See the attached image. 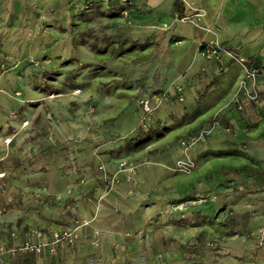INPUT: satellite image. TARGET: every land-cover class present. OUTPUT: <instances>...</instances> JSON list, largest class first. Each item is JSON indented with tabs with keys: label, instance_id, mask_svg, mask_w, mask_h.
I'll list each match as a JSON object with an SVG mask.
<instances>
[{
	"label": "rangeland",
	"instance_id": "obj_1",
	"mask_svg": "<svg viewBox=\"0 0 264 264\" xmlns=\"http://www.w3.org/2000/svg\"><path fill=\"white\" fill-rule=\"evenodd\" d=\"M192 9L179 20L199 24L204 12ZM150 23L136 21L129 12L109 14L99 0L89 8L76 0H0V88L19 103L5 116L23 117L21 130L33 134L24 162L34 168L22 174L32 178L35 172L41 175L40 167L62 168L69 181L66 198L54 194L53 199H62L60 215H43L37 226L9 229L0 237V264H16L29 255L37 256L38 264H264V11L249 26L216 22L203 27L210 37L199 47L214 44L222 51L215 57L199 50L202 61H195L188 76L164 71L166 27ZM88 41L106 45L105 52ZM225 52L259 58L258 106L234 107L243 69ZM221 84L229 91L216 110L225 95L218 93ZM146 100L150 113L144 112ZM230 109L236 116L227 113ZM214 115L218 126L204 141L182 144L210 126ZM142 124L161 128V134L134 148L175 145L181 152L164 166L167 172L154 187L138 194V208L145 210L141 224L122 231L121 210L104 203L118 185L135 181L140 166L151 163L145 150L134 154L133 147H122ZM9 141L3 139L5 145ZM233 149L251 158L216 153ZM185 159L193 165L178 169ZM35 184L22 193L29 217L52 196L47 181ZM80 201L94 205V212L85 216ZM102 206L117 216L109 237L111 231L96 223ZM63 232L67 235L53 243L52 235ZM25 239L42 243L39 252L12 254Z\"/></svg>",
	"mask_w": 264,
	"mask_h": 264
},
{
	"label": "crops",
	"instance_id": "obj_2",
	"mask_svg": "<svg viewBox=\"0 0 264 264\" xmlns=\"http://www.w3.org/2000/svg\"><path fill=\"white\" fill-rule=\"evenodd\" d=\"M78 4H85V8H89L88 5L98 0H76ZM106 3L114 2L115 4L128 1V6L123 12H129L130 16L138 22L145 23L146 20H150L151 26H165L166 31V49L164 50V71L168 72L171 76L184 75L188 76V72L192 69L195 61L199 64L202 58L198 52L200 50L199 41L201 39H207L210 37L208 33L203 30V27L216 25V22H228L230 25L233 23L240 24H254L260 19L261 12L264 11V0H99ZM96 4V3H95ZM93 4V5H95ZM91 5L90 7H93ZM192 7L200 8L204 12V15L200 17L199 24L194 22H183L179 20L180 16L194 13ZM164 31V32H165ZM164 37V38H165ZM199 47V48H198ZM254 57L257 60L259 58L255 53H250L246 58ZM260 62V60H259ZM261 63V62H260ZM238 65L233 66L231 72L235 70ZM257 68V67H256ZM259 76L261 66L258 67ZM230 74V73H229ZM258 76V77H259ZM185 77V76H184ZM227 77V76H226ZM225 77V78H226ZM228 79V78H227ZM259 79V78H258ZM227 83H230L226 80ZM228 86L220 85L218 93L225 94L223 98L216 101V110L223 106V101L227 99ZM227 93V94H226ZM222 94V95H223ZM220 103H223L217 107ZM18 101L11 102V97L8 93L0 88V173L4 172L3 176H0V237H5L7 231L10 230H22L27 231L29 226L36 225L42 222L44 216L60 215L57 204L62 199H53L54 194H59L62 198L66 195L67 185L69 183L68 177L62 168L43 170L40 167L41 177L38 173H33L32 178L29 175L24 176L22 173L27 172L29 169H33V166H29V162L24 158L26 157L27 147L29 142L33 139L32 136L26 135L20 128V119L9 120L5 115L12 106L18 105ZM228 114L236 116V111L233 109L228 110ZM4 114V115H2ZM223 119L228 122V117L222 115ZM6 125V127L4 126ZM22 129V130H21ZM186 133L189 134L192 129H188ZM10 139V143L5 145L3 139ZM135 147V146H134ZM133 147V148H134ZM134 148V154L142 153L147 154L151 159V163L148 165L140 166L137 169L134 182L122 183L118 185L117 190L112 192L110 196L105 200L104 204H116L121 210V225L122 231H131V227L141 224L142 218H144L145 210L139 209V202L136 199L138 194L146 192L150 187H154L156 182L167 172L164 166L173 162L175 156L180 155V148L177 146L164 145L153 147L146 146L144 149ZM167 149V150H165ZM89 156V155H88ZM87 156V157H88ZM99 157H102V155ZM97 159V157H91ZM28 162V163H27ZM69 173V169L67 170ZM30 177V178H29ZM47 181L49 184L50 194L52 196H46V200L43 202L42 207L38 209L39 213L29 217L31 209L28 210L29 203L26 196L22 195L25 191L36 185L38 180ZM22 181H27L23 185ZM39 183V182H38ZM132 189L134 195L127 194V190ZM45 203V204H44ZM56 203V204H55ZM32 206V204L30 203ZM56 205V206H55ZM80 210L85 216L91 215L94 212V205L89 203L84 204L80 201ZM54 207V210L51 209ZM103 207V206H102ZM26 211H29V215ZM114 212V211H113ZM111 210L106 209L104 206L101 208L97 217L96 223L101 228H105L109 232L107 237L111 236L114 229L113 226H117L115 218L117 217ZM66 214L70 217L73 215V210H67ZM66 214H62L63 216ZM39 215L41 216L40 219ZM46 221V220H45ZM126 222V223H125ZM196 223V222H194ZM195 226L197 224H191ZM37 226V225H36ZM178 226H182L178 224ZM125 227H128L125 229ZM116 230V234H119ZM105 246V242L102 243ZM28 258V259H27ZM25 259H18L16 264H25L28 260L31 264H38V257L29 255ZM24 260V261H23ZM9 264V263H8Z\"/></svg>",
	"mask_w": 264,
	"mask_h": 264
},
{
	"label": "built area",
	"instance_id": "obj_3",
	"mask_svg": "<svg viewBox=\"0 0 264 264\" xmlns=\"http://www.w3.org/2000/svg\"><path fill=\"white\" fill-rule=\"evenodd\" d=\"M201 13L197 12L195 16L198 18L200 17ZM183 19V18H182ZM222 48L219 47L218 45L211 44L209 47L200 50V52L205 55L209 53L212 56H217L221 53ZM228 56L231 59H234L236 63L243 69V75L238 81L236 91L234 95L232 96V103L234 107L237 110H242L244 106L247 104H250L254 107L258 106L259 104V95L257 92V80L259 76V69L250 66L248 64V59L242 56H238L235 53H228ZM144 112L145 113H150L151 109L149 107L148 101H144ZM218 126V119L217 116L214 115L212 117V122L211 125L208 126L207 128H202L194 132L189 138L185 139L182 141V144H193L197 143L199 141H204L212 132L214 127ZM142 127L145 128V125L142 124ZM122 165V164H121ZM193 165V162L191 159H185V160H180L179 163H177V168L181 170H189L190 167ZM36 235L38 237L41 236V233L39 231L36 232ZM67 235L66 232H63L61 234L59 233H54L52 235L53 243L57 242L60 239H63ZM42 243L40 242H34L29 239H25L19 246V248L13 247L10 251L12 254L20 255V256H26L29 253H34V252H39L41 248Z\"/></svg>",
	"mask_w": 264,
	"mask_h": 264
},
{
	"label": "trees",
	"instance_id": "obj_4",
	"mask_svg": "<svg viewBox=\"0 0 264 264\" xmlns=\"http://www.w3.org/2000/svg\"><path fill=\"white\" fill-rule=\"evenodd\" d=\"M96 2H92L88 5V7H90L91 5L95 4ZM128 6V1H125L123 3H119V4H115L114 2L108 3V7L106 8V10L109 12V14H113L115 11L120 12L124 9H126ZM84 42H86L87 40L84 39ZM90 46L97 50L98 52H105L106 50V45H98L97 43L93 42V41H88ZM205 47V46H204ZM203 44L200 45V50L204 49ZM248 64L250 66H254V67H260L261 63L259 62V60H257L254 57H249L248 58ZM55 90V89H53ZM223 118V116L221 117ZM161 134V128L155 126H150L147 129L142 127V125H137L133 131V134L126 137L123 141L122 147L124 149H129L132 148L134 146H138L141 145L143 143H145L146 141L149 140V138L151 136H157ZM230 152L237 154V155H241L244 156L245 158H251L247 153H245L242 150H238V149H233L232 151H217V154L220 153H227L229 154Z\"/></svg>",
	"mask_w": 264,
	"mask_h": 264
}]
</instances>
